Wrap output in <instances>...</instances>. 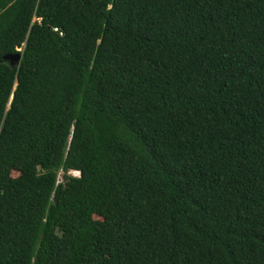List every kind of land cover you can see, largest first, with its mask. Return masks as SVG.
Here are the masks:
<instances>
[{
	"label": "trees",
	"instance_id": "16d2710c",
	"mask_svg": "<svg viewBox=\"0 0 264 264\" xmlns=\"http://www.w3.org/2000/svg\"><path fill=\"white\" fill-rule=\"evenodd\" d=\"M0 264H264V0H0Z\"/></svg>",
	"mask_w": 264,
	"mask_h": 264
},
{
	"label": "water",
	"instance_id": "95a60500",
	"mask_svg": "<svg viewBox=\"0 0 264 264\" xmlns=\"http://www.w3.org/2000/svg\"><path fill=\"white\" fill-rule=\"evenodd\" d=\"M5 60H11L13 63L19 62L21 60V56L20 55L9 56L6 57Z\"/></svg>",
	"mask_w": 264,
	"mask_h": 264
},
{
	"label": "rangeland",
	"instance_id": "374dc122",
	"mask_svg": "<svg viewBox=\"0 0 264 264\" xmlns=\"http://www.w3.org/2000/svg\"><path fill=\"white\" fill-rule=\"evenodd\" d=\"M14 175L17 176V173H14ZM70 175H73V176L78 177V176H79V173H77V172H71ZM59 181H60V182L63 181V173L60 174Z\"/></svg>",
	"mask_w": 264,
	"mask_h": 264
}]
</instances>
